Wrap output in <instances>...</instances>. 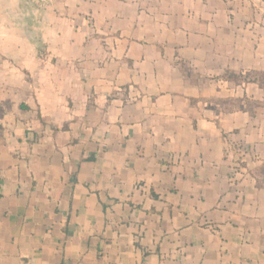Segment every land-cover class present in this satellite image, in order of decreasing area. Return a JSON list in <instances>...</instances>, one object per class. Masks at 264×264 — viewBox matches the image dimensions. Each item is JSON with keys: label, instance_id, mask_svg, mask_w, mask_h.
I'll list each match as a JSON object with an SVG mask.
<instances>
[{"label": "crops", "instance_id": "0c3cea01", "mask_svg": "<svg viewBox=\"0 0 264 264\" xmlns=\"http://www.w3.org/2000/svg\"><path fill=\"white\" fill-rule=\"evenodd\" d=\"M199 5L0 0V264H264V56Z\"/></svg>", "mask_w": 264, "mask_h": 264}, {"label": "rangeland", "instance_id": "374dc122", "mask_svg": "<svg viewBox=\"0 0 264 264\" xmlns=\"http://www.w3.org/2000/svg\"><path fill=\"white\" fill-rule=\"evenodd\" d=\"M26 5L37 3L40 1L42 4L47 3L49 0H22ZM199 2V10L196 15L202 19L211 21L212 26L216 27V32L219 37H223V42L226 38L232 37L234 40V51H241L248 49V58L254 60L257 54L252 50L257 51L258 54L264 56V0H195ZM45 8V7H44ZM42 8L38 14L43 18L46 14V9ZM46 10V11H44ZM21 13V12H19ZM26 20L33 16L32 11L26 10L22 12ZM16 12L13 14L16 17ZM221 39V40H222ZM228 45V44H226ZM252 57H254L252 59ZM221 80L231 82L233 84H241L247 82L256 84L257 86H264V69L257 70L250 68L245 74L236 73L231 70L225 71L221 76ZM218 102H224L219 100ZM264 107L263 102L251 101L250 107ZM239 153L245 146L240 145L238 148ZM254 175L258 176L259 184L264 185V165L255 169Z\"/></svg>", "mask_w": 264, "mask_h": 264}]
</instances>
